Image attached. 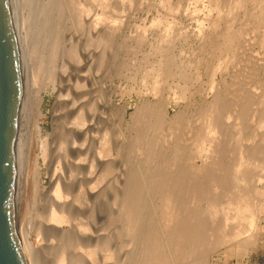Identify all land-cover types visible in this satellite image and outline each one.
<instances>
[{
    "label": "bare ground",
    "instance_id": "1",
    "mask_svg": "<svg viewBox=\"0 0 264 264\" xmlns=\"http://www.w3.org/2000/svg\"><path fill=\"white\" fill-rule=\"evenodd\" d=\"M9 1L12 12V20L20 51L21 73L23 79L22 98L19 108L18 126L14 143V206L16 230L20 239L26 263L40 264L37 260L38 258L36 256V251L38 252V250H40V246H46L49 239L55 236H58L59 238V245L56 246L52 251V253L54 252L55 254L53 256L54 260H52V264H211L212 254L215 251L223 247L233 245H236L239 248L243 249V257H246L247 254L250 252V249L254 247L257 243V234L259 232H264V225L262 224L264 222V77L263 79H261V81H259L260 84H258L261 89H257L258 92H255V95L252 94L253 99L255 98L257 102V104H254L253 107L250 105L252 99H248V94L245 97L242 94H240L242 96L238 98L237 96L239 95L236 96L237 93H240L237 92V87H242L241 89L245 87L243 83H245L247 78L246 80L244 79V81L243 77L241 78L243 82L241 81L242 83H240L239 81V83L244 86H239L238 83H236L237 86H235L236 84L234 83V89L231 91L233 92L236 90V93L234 92V94H232V92L230 91L229 93H231L232 95L229 94V99L226 98V95H219V93H214L215 95L213 94L214 96H211L212 98H210L211 100L208 106L204 107L206 108L205 110L207 112H205L204 114L200 111L199 113V115H204L201 118L202 120L199 118L200 123L198 124L199 121L197 122V120L195 119V121L197 122V127L189 128L188 130H184V126V131L181 130L182 127L178 128L183 124H181V122L183 121H179V118L182 116H178V118H168V115L164 109L165 98H161L162 101L158 104L157 107H155V110L151 109L150 112L149 108H145V110L149 111L150 114H152L153 112L155 113L157 119L155 118V116H152L154 113L150 116L156 119V121H154V124H157V128L159 126L158 130H160V126H162L163 128V126L166 125L168 129H173L174 133L177 134H172L171 136H179L175 137L177 139H174L171 136V138L167 136L169 139L164 137L163 141L161 139V145H159L162 148V152L164 151V155L165 151L172 155L171 156L169 154L168 156H170L169 158H172L174 160L175 165L172 164L168 168L167 166L169 164V159H167V161L165 162L167 165L163 162L165 165L162 164V169L153 168V166L155 167L158 164L154 156L156 155L154 154V145H156V140L154 142L153 139V143H151L150 141L151 146L152 144H154V148L148 146V148L146 149V145L149 144V141L147 142V144L143 143L145 144L144 150L146 151L147 160L145 154L143 153L144 150H142L143 152L141 153L144 154L143 158L146 161H144V159H142L141 161L146 162L147 167H145L146 165L144 166V164H141L145 167L142 168L143 166L141 167L140 165L141 161L139 162L137 158L136 160L138 162H136L138 166L140 165V167L143 169L142 172L145 171L144 169H147V174H144L145 176L147 175L148 181L146 182L145 179H147V177L145 178V176V179L142 175V178H140L141 180L144 179V181L146 182V187H140V185L139 188L127 189L126 187H130L132 183L129 184V182V186L128 184H126L127 186L125 185V188L127 190L125 189V191L127 192H124V194H119L121 196H119V199L117 200L118 207H116L115 205L117 203L115 201V198L117 199L118 196L116 197L117 193L114 194L115 197L114 199H112L116 202L115 204H113L116 208L114 210V215H116V225L112 231H110L111 226L109 225L110 229L108 231L110 232L108 233L104 230L108 233L107 234L101 232L102 228L101 231H99L92 223V214L95 209V206L97 207L98 204L103 203V201L105 200V193L96 192L95 190L98 187L95 185L94 190L91 191L92 188L90 189V186L92 183V178L95 176H92L93 173L99 172L98 174L100 176H104L109 171H111L108 169L109 166L107 165L108 163H110V161H108V158L110 157L109 155L111 154V151H109L110 146L108 148L106 143L107 137L105 138L106 133L104 130V122L106 120L105 116L108 107H113V109H115L116 106L112 103L111 95H109L111 94L110 91H114V89L112 88V85L108 86L110 82L107 84V81L105 82L106 79H104V68L106 63L108 64V61H105V53H103V50H106V48H104V46H106L104 45V42L105 39L110 38L107 37L109 36L108 33L110 32H106L108 28L104 29L106 28L104 27V20V24L103 22H101V20L99 21V23H96L95 21V24L92 25V28H90L86 32H82L80 30L81 33L78 32L79 35L76 36L77 40L71 41L74 44H71L70 42L69 45H71L67 46L68 50H65L64 47L62 48V43L64 41L62 39L65 38V33L63 34V36L61 32L64 27L62 26V24L64 25L65 20H68V18L62 20V22L59 23V25H61L62 27L61 30L59 29L58 24L56 25L58 27L56 31L57 35L53 38L52 34L55 32V27L54 29H52L50 25V16L52 15L50 9V0H48L47 2L46 0L44 2L40 0L43 2V4L38 0V5H36L37 0L35 2L34 0H24L23 4H21V2L19 4V0ZM92 1L93 0H91V2ZM96 1L98 2V0ZM104 1L107 2V4H105L107 6L108 2L112 0ZM120 1L122 3L123 0ZM179 3L177 2V4ZM125 4H128V2ZM99 5L102 7L100 2ZM105 5L103 6L105 7ZM109 7L111 6L109 5ZM23 8L28 9H26V11H28V14L30 13V15H28V17L30 16L29 20H27L28 18H24L23 20L21 16ZM105 9L107 8L105 7ZM205 10L208 13L206 19L208 23V28H205L202 25L206 17H204V20H202L203 22L201 21V25L203 26L201 27L205 28V30L208 29V33L205 34V32H203V30L201 29H199L198 31L199 34L197 32V35H199L198 39H200L203 43L206 42L207 45L211 46V48L215 49L218 52L225 51L226 55L228 54L227 52L231 53V51L233 50V52L231 53V55L234 54L233 57L229 55V58H231L232 60L233 58L236 59L234 50L238 47L239 49H241L243 48L241 46L253 44L258 46L259 48H264V0H207V7L205 8ZM31 17L32 24L31 22H29ZM54 19L56 20V18ZM158 20L160 19L158 18ZM82 21L83 20L80 16V10L78 12L77 7L75 6V16L73 17V21L70 20V22L73 26H78L82 23ZM100 22L101 24H103V27L99 25ZM29 24L33 26L32 29L30 28L32 26H29ZM69 24L68 26L71 28V24ZM106 24L105 26H107ZM113 24H115L114 21ZM152 24L154 25L153 22ZM156 24L157 23H155V26ZM166 24L168 25V23ZM236 24L238 25V27L236 26L235 28ZM111 25H108L110 29L112 28ZM170 27L167 28V30L162 36L159 35L160 33L158 34L159 36H161V39L159 41L160 43L157 42L159 47H156L157 49L153 50L155 52V55L157 54V51L163 53L165 52L166 54L169 53V50H171L168 48L169 46L172 47L171 44L175 41L174 39H176L177 37L173 39L171 31H168V29H171ZM65 29L69 30L68 27ZM72 29L73 28H71L70 32L72 31ZM113 29H111V31H115V28ZM69 33L66 32V35ZM114 33L112 34V36L114 35ZM141 39L139 40L141 41ZM171 40L173 42H171ZM121 44L118 45L121 46ZM29 46H32L30 48L35 53L32 54L33 56H30V52L32 53V51L29 49ZM78 47L81 49L78 50ZM245 48L246 50H248V52L251 51H249V48L247 49V47H244V51H246ZM87 49H89V51ZM64 51L65 56L68 57L67 59H64V61H68V65H65L69 67L67 69H62L63 67L60 66L62 65L63 61L62 57L64 58ZM58 52L61 53V57L58 55ZM80 53L82 54L79 55ZM84 53H90L89 58L87 59L88 61L84 59L86 58L84 56ZM152 55L154 54L152 53ZM190 55H192V53ZM242 56L244 55H241V57ZM30 57H35L38 69V71L36 72L42 73V75L46 77L45 83L42 84L41 88L35 92L32 108L33 116L31 117L32 140L31 151H28V161H30V163L28 164L30 165L33 177V188L35 194L43 195L44 193H46V188L43 187L41 184V170L43 166L47 169V175L50 178V192L46 193V195L50 197V205L47 209L46 215L44 217L41 216L43 224H39L36 228V231L42 234V237H40L42 239L37 238L38 240L36 239L37 241L35 240V242L33 241V243L31 244L27 243L25 238L21 236L22 231L20 230V226L17 221L18 219L16 220V218H18L17 206L20 193L19 188L21 182L22 161L24 162L23 159H25V139L23 138L24 130L22 128V126L24 125H22V119L25 112L24 107L27 101L26 96L30 84L32 83V80L29 81V79L31 78L27 77L32 72L31 71L28 74V70H30L29 67L31 66H29V64L31 63V60H29ZM225 57L228 58L227 56ZM162 58L164 60L165 55L164 57L160 56V59ZM173 58L174 57H172V59ZM229 58V62L226 61L225 63H230L231 60H229ZM170 59L171 58L166 57L165 61H160L158 58L159 63H157V67L155 66V68H153L152 66H150V72L153 74V76L151 74L146 75L144 72V75L147 78L150 77L153 80H151L152 83L150 84H152V86L150 85L151 89H149L152 90L153 93L160 89L163 86L162 85L160 87V85L163 82L166 83V80L169 78H176L177 81L187 79V72L185 70H182V67L178 68L180 65H176L173 62L174 60L172 61V59ZM219 61V63L216 61L217 65L210 69L211 76H209L211 78L209 79L207 77L209 79V86L213 88H215L214 86H216V83L218 82H216V80L214 82L212 78H214L218 71L223 67V65L221 64V60ZM233 61L231 62L233 63ZM119 67H121V65ZM246 68L244 67V69ZM150 69L146 71L149 72ZM258 69L260 70V68ZM57 70L59 72L61 71L60 77L62 79L71 75L67 83L69 85L74 84V78H72V76L74 77L75 75H78L79 77V79L74 84L75 90L71 95V98L69 100H65V102H69L70 105H72L71 109H73V111L71 112L73 113H71V115H73V117L72 119L70 118L72 121L69 119L70 122H67V119L61 121V117L64 116V114H62L59 118L53 116L52 131L43 132L40 123V120H43L45 117V115L40 110V104L43 99L41 94L42 91L46 94L58 92V99H61L63 96H65V94H69V90L65 89L64 91L63 88L57 89L53 85V75L56 74ZM220 71L223 70L221 69ZM247 74L245 73V75L248 77ZM31 77L33 78V76ZM146 77L144 79V82L146 80ZM252 77L254 76L252 75ZM188 78L190 79V77ZM224 82H222L223 85ZM145 83L147 84V82ZM251 85H254L255 88V84L252 83ZM150 86L148 85V87ZM184 86L186 85L183 84L182 87L184 88ZM113 87L115 88V86ZM176 87H179L178 84ZM183 88L181 89L183 90ZM229 88L231 87L229 86ZM254 88L253 91L250 90V88L249 90L254 93L256 89ZM241 89L239 88V90ZM199 90L201 91V89ZM227 91L229 90L227 89ZM209 92L211 93L212 90L210 89ZM79 106L80 112L75 114V111ZM120 109L121 108H119L118 111L120 112L119 114H121L122 112L120 111ZM145 113L148 112L145 111ZM145 113H143V116H145ZM141 118L143 119L144 117ZM149 119L150 117L148 118V120ZM119 120L121 122V119ZM143 120H145V118ZM181 120H183V118H181ZM149 124L150 123H148V125L146 124L148 128L150 127ZM222 125L223 128H221ZM156 127H154L155 131H157ZM174 128H176L180 132L178 133V131H175ZM169 131L173 133L171 130ZM181 131L183 132L182 134ZM246 131L249 133V135H251V141H249V139H246L248 138L245 135ZM92 134H95V136H93ZM55 139H57L59 144L53 161L50 162L51 155L48 146L50 142ZM252 139L254 140L252 141ZM139 140L140 139L138 138V141ZM183 146H187V148L189 147L188 154H191L190 156H192V154L194 155V158L188 156V159H195L197 157L199 158V160H201V164L198 166L196 165V169L194 168L193 170L192 167H190L193 165V163H191L192 165H190L189 163L190 166L188 165L189 167L187 168L188 163H185V161L184 165V159L183 161H181L182 165L186 166L185 168L182 167L184 169H181L180 164L178 165L179 168L176 166V163H178L177 161L181 160L180 151H182ZM134 147H136L135 149H137L139 146L137 147L134 145L133 149ZM160 147H157L156 149L159 148L160 150ZM114 148H112L111 146V150ZM114 151L117 154L114 155L118 156V148ZM190 151L192 153H189ZM155 153H157V150L155 151ZM159 154L161 155V150L160 153H157V156H159ZM167 154L164 157L161 155L162 157L160 156L158 158H163L166 160ZM183 155L187 156V153ZM229 156H231V161L227 160ZM185 158L187 159V157ZM160 159L158 160L162 162L163 160ZM154 160L156 161V164ZM129 163H131V161ZM163 166H165L166 169L165 167L163 168ZM140 167H138L139 170H137L136 172L140 171ZM138 168L135 167V169ZM186 168L189 170H186ZM190 168L192 170H190ZM163 169H165V171ZM134 172L132 171L131 173L133 174ZM142 172L133 175H138L137 179H139V177H141L139 175ZM109 173H112V171ZM127 174V177L130 178V172ZM148 174L150 176H148ZM133 175L131 176L132 180L133 178H135V176L133 177ZM102 178L104 179V177ZM102 178H100V180ZM137 179H134V182L140 180ZM127 180L128 179L126 178V181ZM126 181H124V183H126ZM138 183L136 182V185H138ZM142 183L144 184L143 180ZM132 187H134V185ZM40 197L41 196H38V198ZM101 204L100 206H102ZM110 213H112V211H110ZM109 218H111V216ZM37 235L39 237V234ZM39 252L41 253V251Z\"/></svg>",
    "mask_w": 264,
    "mask_h": 264
},
{
    "label": "rangeland",
    "instance_id": "2",
    "mask_svg": "<svg viewBox=\"0 0 264 264\" xmlns=\"http://www.w3.org/2000/svg\"><path fill=\"white\" fill-rule=\"evenodd\" d=\"M35 1L36 0H34V2ZM37 1H36V5L39 4L40 0L38 1V3H37ZM42 1L44 2L45 0H42ZM42 1H40V2L43 4ZM47 1L48 0H46V2ZM95 1L93 0L91 2V0L90 1L89 0H50V4H51L50 9H51V13H52V15L50 14L51 15L50 16V20H51L50 21V25H51L52 29H54V27H55V32L52 34L53 38H54L57 35L56 31L58 29V27L56 25L58 24L59 29L61 30L62 27H61V25H59V23L62 22V20H65L66 18H68V20L70 19L71 21H73V17L75 16V6L77 7V11L78 12L80 10V16H81V18L83 20L80 25H78V26L74 25L73 26L72 23L70 22V20L68 21L67 19L65 20V24L64 25L62 24V26H64L63 27L64 30L62 29L61 34L63 35L65 33V38L62 39V40H64L63 43H62V48L64 47L65 50L67 49V46H70L71 44H74L71 41L77 40L76 36L79 35L78 32H80V33H81V31L82 32L83 31L86 32L87 30L92 28V25L95 24V21H96V23H99V21L101 20V22H103V24H104V21H105V24L107 23L106 24L107 26H105V24H104V27H106L104 29H107V28L110 29V27H108V25L110 26L111 23H112V25H111L112 28L111 29L115 28V31H113L114 29L112 31H111V29L110 30H108V29L106 30V32H110V33L111 32H113V33L116 32V33H114L113 36H112L113 33H111V34L108 33L109 36H107V37H110L112 39H110V38L105 39L104 45H106V46L103 45L104 48H106V50L103 48L105 50V51L103 50V53H105L104 57L106 58L105 61L106 62L108 61V64L106 63L107 66L105 65V68H104V73H105L104 74L105 75L104 79H106L105 82L107 81V84L110 82L108 84V86L112 85V88L114 89V91L113 90L110 91L111 94H109V95H111L112 103L116 106L115 109H117V110H115V109H113V107L112 108L108 107L107 113H106V116H105L106 120L104 122L105 123L104 130H105V133H106L105 138L106 137L108 138V139L106 138V140H107L106 143H107L108 148L110 146L109 151H111V154L109 155L110 157L108 158V161H110L111 164L107 162L108 163L107 165L109 166L108 169L111 170L113 174L109 173L111 171H109L104 176L103 175L100 176L98 174L99 172L98 173L97 172L93 173L92 176H94V175L95 176L92 178V183H91V186H90V189L92 188L91 191L94 190V185H95V186L98 187L95 190L96 192L105 193L104 194L105 200L103 201L102 204L100 203L102 206H100V204H98L99 207H98V205H97V207L95 206V209H94L93 214H92V223L99 231H101V228H102L101 232H104V233L108 232L109 233L110 231H112L115 228V225H116V223H115L116 215H114V210L116 209L115 205H116V207H118L117 206V204H118L117 200L119 199V196H121L119 194L120 193L124 194V192L126 193L127 192V191H125L126 188L127 189H129V188H139L140 185H141L140 187H143V186H145L146 182L148 181L147 175L145 176V174H144V173L147 174V172H146L147 169H144L145 171L142 172V170H143L142 168L147 167L146 162H144V161L147 160V157H146V151L144 150V148H145L144 145L145 144H143V143L147 144V142L149 141V144L146 145L147 146L146 149H147L148 146L149 147L151 146L150 141H151V143H153L152 140L154 139L153 140L154 142L156 140V142H155L156 145L152 144L151 147L154 148L153 145L155 146L154 154H156V155H154V156H155V160H157V162H158L157 166L158 165H160V166H158V167L157 166H155V167L153 166V168L162 169V164H164L167 161V159H169V161H168L169 164L167 166L168 168L172 164L175 165L174 160L172 158H169L170 156H168V155L170 153H168L167 151H165V155L168 153L167 156H166V160L163 159V158L162 159L158 158L161 155L163 157L165 156L164 155V151L162 152V148L159 145H161V143H162L161 139L163 141L164 137L165 138H168V137L171 138L172 137L174 139H177L175 137H179V136H174V135H177V134L174 133L173 129H168V127L166 125L163 126V128H162V126H160V130H158L159 126L157 128L156 127L157 124L156 123H155L156 125L154 124V121H156L157 118H156V115L153 112V110H152V112L154 114L153 113H152L153 115L150 114L151 109L155 110V107H157L158 104L162 101V99L165 98L164 99L165 100L164 109H165V111H166V113L168 115V118H173V117H177L178 118V116H182V117L179 118L180 119L179 121L180 122L183 121V122H181V124L182 123L183 124H182V126H180L178 128L182 127L181 128L182 131L188 130L189 128L197 127V125H196L197 122L199 121L198 122V124H199L200 123V119L202 118V116H204V115H201V114L199 115L200 111L203 112L204 114H205V112H207L205 110L206 108H204V107L208 106V104H209V102L211 100L210 98H212L215 94L219 93V95H226V98L229 99L230 98L229 94L232 95V94H234V92L236 93V90L233 91V92L231 91V90L234 89L233 88L234 83L235 84L238 83L239 86H244V85H245V87H249L250 86L249 88L252 91H253L254 85L252 86L251 84L252 83L255 84V88L256 89L254 88L255 89L254 93L252 91H250L249 88H245L244 87L243 89H241L242 87H237V89H238L237 92H240V93L236 94V96L239 95V96H237V98L242 96V95L245 97L248 94L250 96V97L247 96L248 99L250 98V100L251 99L253 100V101L251 100V103H250V105L253 107L254 104H257V102H256L255 98H254L255 100L253 99V95L252 94L255 95L256 94L255 92H258L257 89L258 90L261 89L258 84H260L259 81H261V79H263V77H264V74H263L264 73V48H259L258 46L253 45V44H251V45L248 44L247 46H241V47H243L241 49H239V47H238V48L235 49L237 51L234 50L236 59L233 58V60H234L233 61L231 58H229V55L231 57H233L234 54L231 55L233 50L231 51V53L227 52L228 54L226 55L225 51L224 52L223 51L218 52L215 49L211 48V46L207 45L206 42L203 43L200 39H198L199 35H197V32L199 31V29L203 30V32H205V34L208 33V29L205 30V28H208V23H207V20H206L207 16H208V13L205 10V8L207 7V0H137V1L136 0H125L126 2L123 0L122 3H121L120 0H112V1L107 0V1L110 2V4L108 2L107 6L105 5V4H107V2L104 1V0H101L102 2L100 0H98V2L97 1L95 2ZM129 1H130V3H129ZM20 2H21V4H23L24 0L23 1L19 0V4H20ZM99 2L102 5V7L99 5ZM123 2H125V3L128 2V4H125ZM177 2L178 3L180 2V3L177 4ZM103 5H105V7L107 9H105V7ZM109 5L111 7H109ZM175 5H178L179 7L175 6ZM121 6L123 7V9H122ZM168 6H171V7H168ZM108 7H109V9H108ZM203 8H204V10H203ZM26 9L27 8H23V10L21 12V16H22L23 20H24V18L25 19L28 18L27 20H29V17H30V16L28 17V15H30V13L28 14V11H26ZM34 12H33V14H34ZM168 12H170V13H168ZM25 16H27V17H25ZM213 16H215V15H213ZM204 17H206L205 20H204ZM54 18H56L57 21ZM158 18L161 21L158 20ZM163 18L165 19V22H164ZM31 19H32V17L30 18L29 22H31V24H32ZM202 20H204V22ZM113 21H114L115 24H113ZM201 21L203 22L202 25L205 28H202L203 26L201 25ZM101 22H100L99 25L102 26L103 24H101ZM152 22L154 23V25L152 24ZM158 22H159V24H158ZM63 23H64V21H63ZM69 23L71 24V28H73L71 32H70L71 28L68 26ZM155 23H157L156 26H155ZM166 23H168V25ZM29 26H32V25L29 24ZM236 26L238 27L237 24L235 25V28H236ZM67 27H68V29L69 28L70 29L69 30L65 29ZM168 27L171 28L170 30L168 29V31H171V33H172L171 35H173V39L176 38V37L177 38L174 39L175 41L171 38L174 42L171 40V42H173L171 44L172 47L169 46L168 49H171V50H169V53H166L167 55L165 54V52L164 53L163 52H158L157 50H156L157 54L155 55V52L153 50L157 49L156 47H159L157 42L160 43L159 41L161 39V36L165 33V31L167 30ZM30 28L32 29L33 26L30 27ZM33 31H34V29H33ZM74 31H75V35H74ZM66 32H68V33L70 32V33L66 35ZM33 34H35V33H33ZM158 34L161 35V36H159ZM198 34H199V32H198ZM29 37H30V35H29ZM127 37H129V38H127ZM141 37H142V39H141ZM138 38L141 39L142 42ZM106 40H110V41H106ZM137 40H139V41H137ZM70 42H71V44L69 45ZM134 42H136V43H134ZM113 43H114V45H113ZM121 43H123V44H121ZM118 44H121L122 48ZM30 45H31V43H30ZM201 45H203V46H201ZM130 46H132V47H130ZM173 46H174V48H173ZM30 47H32V46H29V49L32 51V53L30 52V54H31L30 56H33L32 54H35V53ZM244 47H247V49L249 48V51L250 50L251 51L248 52V50H246V48H245L246 51H244ZM79 49H81V48L78 47V50ZM87 50L89 51V49H87ZM114 50H115V52H114ZM247 52H248V55H247ZM152 53L154 55H152ZM191 53H192V55H190ZM60 54L61 53L58 52V55L61 57ZM81 54L82 53H80L79 55H81ZM89 54L90 53H88V54L84 53V56L86 57V58H84L85 60H87L89 58ZM214 54H215V56H214ZM63 55H64V58L62 57V60H63L62 61V65H60V64L59 65L61 67H63L62 69H64V68L67 69L69 67H67L65 65H68V61H66V60L64 61V59H67L68 57L65 56V51H64ZM164 55H165V58L169 57V58L172 59V57H174L172 59V61L174 60L173 62L176 65L177 64H178V66L180 65L179 67L177 66L178 68L182 67L183 68L182 70H185L187 72V79H184V80H181V81H177L176 78H174V79H170L169 78V79L166 80L167 84L163 82L160 85V87L163 85L161 87L162 90L160 88V89L157 90L158 92L156 91L155 93H153L152 90H149V89H151V86H152V84H150V83H152L153 80L150 77L147 78L144 75V72H145L146 75L147 74H151L153 76V74L150 72L151 71L150 66L155 68V66L157 67V63H159V60L160 61H165V58H164V60H163V58L160 59V56L164 57ZM220 55H221V57H220ZM223 55H224V58H223ZM241 55H244V56L241 57ZM225 56H227L229 58V60L233 61V63L231 61H230V63H228L229 62L228 58H226ZM158 58H159V60H158ZM250 58H252V59H250ZM143 59H145L146 61L143 60ZM216 59H218V60H216ZM257 59H258V61H257ZM29 60H31L30 61L31 63L28 61L30 63L29 66L31 65L30 66L31 68L29 67L30 70H28V74L31 71L32 72L27 77L31 78V79H29V81L32 80V83L30 84V87H29V90H28V93H27V96H26V100H27L26 104L27 105L25 104V107H24V111L25 112H24V116H23V119H22V122H23L22 125H24V126H22L24 131L23 130L22 131L24 132L23 133V138L25 139V154H24L25 159H23L24 162L22 161L21 182H20V188H19L20 193H19V198H18L19 201H18V206H17L18 218H16V220L18 219L17 221H18V224L20 226V230L22 231L21 232V236H23L25 238L27 243L31 244V243H33V241L35 242V240L37 238L38 239H42V238H40V237H42V234L37 232L36 228H37V226L39 224H41V225L43 224L41 216L44 217L46 215L47 209L49 208V205H50V201H49L50 197H48L46 195V193L50 192V188H49L50 178L47 175V169L43 166L42 170H41V179H42L41 180V184H42L43 187L46 188V193H44L43 195L35 194L34 188H33V186H34L33 177H32V173H31L30 165L28 164V163H30V161H28V156H29L28 151L29 152L31 151V140H32V135H31V117L33 116V109L32 108H33V101H34V97H35V92L41 88L42 84L45 83V78L46 77L44 75H42V73H37L36 72V71H38V69H37V64H36L35 57H30ZM157 60H158V62H157ZM209 60H210V62H209ZM219 60H221V64L223 65V67L221 68L223 71H220L221 70L220 69L218 71V73L215 75V77L212 78V80L214 82H215V80H216V82H218V83H216L218 86L216 85V86H214L215 88H213V87L209 86V79L211 78L210 77L211 76L210 75L211 74V70L210 69L215 67V65H217V62L218 63L220 62ZM251 60H253V61H251ZM226 61H228L227 63L230 64V65L225 63ZM143 62H144V65H143ZM253 62H254V64H253ZM258 62H259V64H258ZM260 62H261V64H260ZM238 63H240V64H238ZM120 65H121V67L122 66L123 67L122 68L119 67ZM127 66H129V67H127ZM246 66H247V68H246ZM225 67H226V69H225ZM244 67L246 69H244ZM258 68H260L261 71ZM57 69H59V68H57ZM148 69H150L149 72H147ZM205 69H206V71H205ZM250 71L251 72L253 71V72L251 73ZM60 72L57 70L56 74L53 75V80H52L53 85L57 89L63 88L64 91H65V89L69 90V94L68 95L65 94V96H63L61 99H58V92L46 94V93H44L42 91L41 94H42L43 99H42V102L40 104V110L45 115V117H44L43 120H40V123H41V127H42L43 132L44 131H49V132L52 131V118H53V116L59 118L62 114H64V116L61 117V121L64 120V119H67V122L68 121L70 122V120L73 117V115H71V113H73V112H71V111H73V109H71L72 105H70L69 102H65V100H67V99L69 100L71 98V95L73 94V92L75 90L74 89L75 88L74 84L79 79V77H78V75H75L74 77L72 76V78H74V84L73 85H69L67 83H68V79L71 77V75H69L66 78L62 79L60 77ZM245 73L246 74L248 73L247 74L248 77L245 75ZM256 73H258V74H256ZM197 74H199V75H197ZM252 75L254 77H252ZM257 75H258V77H257ZM259 75H260V77H259ZM31 76H33V78ZM144 76L146 77L145 82H147V84L144 82V79H145ZM188 77H190V79ZM236 78H239V79H236ZM241 78H243V80L244 79L246 80V78H247L246 81L244 80L245 81V83H243L244 85L240 84V83L243 82V80ZM255 79H256V81H255ZM197 80H199V81H197ZM248 80H249V82H248ZM202 81H203V83H202ZM236 81H238V82H236ZM239 81H240V83H239ZM222 82H224V85H223ZM176 83L178 84L179 87H176L177 86ZM182 83L187 86V87L184 86V88L185 87L187 88V91H186V88L184 90V88L182 87L183 86ZM148 85L149 86L151 85V86L148 87ZM256 85H257V87H256ZM113 86H115V88ZM229 86L231 88H229ZM235 86H237V84ZM181 88H183V90ZM209 88L212 90L211 93L209 92L210 91ZM239 88L241 90H239ZM199 89H201V91ZM217 89H218V91L219 90L220 91L218 92ZM227 89L229 91H227ZM169 90H171V91H169ZM230 91L232 92V94L229 93ZM200 92H201V94H200ZM172 93H173V95H172ZM181 93H182V95H181ZM240 94H242V95H240ZM176 95H177V97H176ZM173 96H175V97H173ZM183 96H185V97H183ZM77 97H78V95H77ZM184 98L185 99L187 98V99L185 100ZM191 103H193V104H191ZM252 103H253V105H252ZM119 108L122 109V110L120 109V111H122L121 114H119L120 112H118ZM145 108L146 109L149 108L150 112L145 110ZM145 111L148 112V113H145ZM78 112H80V106L77 107V110L75 111V114L78 113ZM143 113H145L144 114L145 116H143ZM113 114H114V116H113ZM150 115L155 116L156 119L151 117ZM198 116H200V117H198ZM115 117H117V118H115ZM141 117H144L145 120H147V121L143 120L144 118L142 119ZM146 117H147V119H146ZM149 117H150V119L148 120ZM181 118H183V120H181ZM119 119H121V122H120ZM195 119L197 120V122L195 121ZM141 121H143V122H141ZM148 123H150L149 124L150 125L149 128L147 126ZM193 123H194V125H193ZM153 124H154V127H156L157 131H155V128L153 127ZM144 125H146V126H144ZM183 128H184V130H183ZM221 128H223V125H222ZM228 128H229V125H228ZM174 129H175V131H178V133L180 132L176 128H174ZM169 130H171L173 133H171ZM166 131L168 133L170 132L169 133L170 135ZM182 131H181V134L183 133ZM163 133H164V135H163ZM172 134H174V135L171 136ZM77 135H78V133H77ZM92 135L95 136V134H92ZM148 135H149V137H148ZM245 135H246V137H248V138H246V137L245 138L249 139V141H251L250 140L251 135H249V133L247 131H246ZM140 136H142L143 138L140 137ZM151 136H152V138H151ZM116 138H117V140H116ZM138 138L140 139L139 141H138ZM253 140L254 139H252V141ZM136 141H137V143H136ZM141 141H142V143H141ZM58 144L59 143H58L57 139H55V140L51 141L49 146H48L49 147V152H50V155H51L50 162L53 161V158H54V156L56 154V151H57V148H58ZM137 144H140V145H137ZM115 145H117V146H115ZM134 145L137 146V147L139 146V147L137 149H135L136 147H134V149H133ZM111 146H112V148H114V147L118 148V150H119V153H118L119 155L118 156H115L117 154L114 151V150H117V148L116 149L114 148V149L111 150ZM141 146H143V147H141ZM157 147H160V150H161V155L159 154V156H157V153L158 152L160 153V150H159V148L156 149ZM188 148H187V146H183L182 147V151L184 150L183 151L184 153L182 151H180V148H179V151L181 152V153L179 152L181 154V158H180L181 160L177 161L178 163H176L177 164L176 166L178 167V165L180 164L181 165L180 166L181 169H184L186 167V166H184L185 163H188L187 164V168L190 165H192L191 163H193V165L195 163L194 166L193 165L190 166L194 170L195 167L197 168V166L201 164V160H199V158H197V157L195 159H191V158H194V155L192 154V156H190L191 154L190 155L188 154ZM142 150H144V152ZM156 150H157V153H155ZM185 151H187V152H185ZM116 152H118V151H116ZM141 152H143L145 154L146 160L143 158L144 154L141 153ZM186 153H187V156L183 155V154H186ZM189 153H192V152L190 151ZM139 155H140L141 158L139 157ZM188 156L191 157V158L188 159ZM185 157H187L189 162H188V160ZM230 157L231 156H229V158H227V160L231 161ZM136 158H137V160L139 162L142 159H144V161H141L142 163L140 162V165L144 164V166L145 165L146 166L144 167L143 165H141V167L143 166L142 168L140 167V165L138 166V164H137L138 161L136 160ZM158 159L163 160V161L161 162ZM183 159H184V161H183ZM170 160H172V161H170ZM130 161H131V163H129ZM181 161H183V163L185 161L186 162L184 163V165H182ZM159 162H161V163H159ZM128 163H129V165H128ZM189 163H190V165H189ZM155 164H156V161H155ZM110 165H111V167H110ZM125 165H126V167H125ZM153 165H154V162H153ZM135 167H137V168L140 167V171L136 172L137 170H139V168L135 169ZM164 167L165 166H163V168ZM182 167H184V168H182ZM178 168H177V170H178ZM187 168H186V170H189ZM165 169H166V167H165ZM165 169H163V170L165 171ZM192 169L190 168V170H192ZM131 170L133 172L135 171L133 174H136V173L139 174L140 172H142L143 174L141 173L139 176L142 175L143 178H144V176H145V178L147 177V179L144 178L146 180V182L144 181V179H142L143 182H144V184H143L142 180L140 179V178H142V176L139 177L140 180L137 179L138 175H136V176L133 175L131 173L132 172ZM128 171L130 172L131 176L132 175H133V177L135 176V178H133V180L131 179L130 175H129L130 178L127 177V175H128L127 173H129ZM193 172H195V171H193ZM108 174H109V176H108ZM148 176H150V175L148 174ZM102 177H104V179ZM100 178H102V179L100 180ZM126 178L128 180H131L132 182L128 181V180H127L128 181L127 182ZM134 179L135 180L137 179L140 182L139 181H135L134 182ZM124 181H126V183H124ZM136 182L137 183L139 182L138 185H136ZM128 183L129 184L132 183V185H130V187H126L125 188V185L128 184ZM129 184H128V186H129ZM133 185H134V187H132ZM114 194H116V197L118 196L117 199L115 198V201L117 203L113 200L114 197H115ZM38 196H41L42 198L41 197L38 198ZM111 201L114 202V203H112ZM113 204H115V205H113ZM112 207H114V208H112ZM110 211H112V213H110ZM106 213H108V214H106ZM109 214H111V215H109ZM110 216H111V218H109ZM113 222H114V224H113ZM262 224L264 225V222ZM109 227L111 228L110 231H108L110 229ZM104 230L107 231V232H105ZM36 233L39 234V237H38V235ZM40 234H41V236H40ZM256 240H257L256 245L250 249V252L247 254L246 257H243L244 251H243V249L239 248L238 246H236V245L226 246V247H223V248L215 251L212 254L211 264H264V232H259L257 234V239ZM58 245H59V238H58V236H55V237H51L49 239V241L46 244V246H40V250H38V252L36 251L37 254L39 253L38 255L36 254V256L38 258L37 260L39 261V263L40 264H52L53 263L52 260H54L53 256L55 255L54 252L52 253V251ZM38 249H39V247H38ZM39 251H41V253ZM42 252H44V253H42Z\"/></svg>",
    "mask_w": 264,
    "mask_h": 264
},
{
    "label": "water",
    "instance_id": "3",
    "mask_svg": "<svg viewBox=\"0 0 264 264\" xmlns=\"http://www.w3.org/2000/svg\"><path fill=\"white\" fill-rule=\"evenodd\" d=\"M22 90L10 1L0 0V264H27L16 230L14 206V143Z\"/></svg>",
    "mask_w": 264,
    "mask_h": 264
}]
</instances>
